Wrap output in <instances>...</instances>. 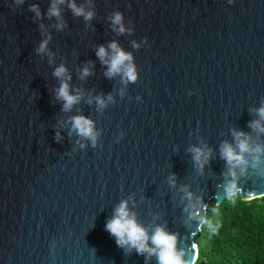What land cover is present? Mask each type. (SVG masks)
Listing matches in <instances>:
<instances>
[{
	"label": "water",
	"instance_id": "obj_1",
	"mask_svg": "<svg viewBox=\"0 0 264 264\" xmlns=\"http://www.w3.org/2000/svg\"><path fill=\"white\" fill-rule=\"evenodd\" d=\"M113 42L132 54L134 83L106 75L97 51ZM61 66L80 97L69 111ZM261 108L264 0H0V264H160L157 229L195 264L213 200L264 199ZM78 116L95 146L73 130ZM124 201L154 251L106 231Z\"/></svg>",
	"mask_w": 264,
	"mask_h": 264
},
{
	"label": "clouds",
	"instance_id": "obj_2",
	"mask_svg": "<svg viewBox=\"0 0 264 264\" xmlns=\"http://www.w3.org/2000/svg\"><path fill=\"white\" fill-rule=\"evenodd\" d=\"M23 2V0H19ZM64 0H59V3H63ZM72 8L75 15L80 16L84 15L86 19L90 20L93 17V13L87 12L83 8L76 7L75 3L69 5ZM32 11L36 12L39 15L38 5L32 6ZM50 15L60 17V10L57 5L54 3L50 9ZM123 17L120 13H116L113 17V24L119 26V31L123 33L125 28L122 23ZM48 40H45L41 43L38 53H44L47 49ZM111 48V54L108 50L101 46L97 51V56L101 59L102 62L107 64L108 72L107 76L110 78L122 74L126 81L135 82L137 80L136 68L131 61L133 60L131 53H126L121 49L117 43L113 42L109 45ZM138 47V46H137ZM67 72V69L64 66H61L56 69L54 75L61 79L62 83L60 88L57 91V99L64 101L65 111L71 110L72 106L75 103L79 102L80 97L73 96L70 94L69 84L64 82V77ZM91 73L87 68L83 70V76H88ZM71 77H68L70 80ZM98 103L101 107L104 106L105 102L103 99L97 98ZM111 99V97H109ZM258 114L261 117H264V108L258 110ZM72 127L74 131H77L78 134L86 139H90L95 146L97 134L94 131L93 122L85 117L78 116L72 118ZM240 135H243L242 133ZM83 147V145H82ZM241 151L246 150V145L240 143ZM192 151L195 153V160L197 162L201 161V158L205 155L204 152L199 148H193ZM224 157L231 163L233 159L237 161L240 160L239 157L234 156L231 146L226 145L223 149ZM106 231H108L113 237L116 238V243L119 247L124 248L128 245H131L132 248H135L139 253L143 254L145 251H154L146 248V242L148 236L144 228H142L136 220L131 216L128 210L127 201L121 202V204L116 208L115 214L112 219H110L106 224ZM152 243L160 249L159 258L160 264H182L181 258L177 255L175 250L176 237L169 235L164 232L163 229H157L154 236L151 237Z\"/></svg>",
	"mask_w": 264,
	"mask_h": 264
},
{
	"label": "trees",
	"instance_id": "obj_3",
	"mask_svg": "<svg viewBox=\"0 0 264 264\" xmlns=\"http://www.w3.org/2000/svg\"><path fill=\"white\" fill-rule=\"evenodd\" d=\"M194 241L195 264H264V199L246 202L238 194L221 205L213 200Z\"/></svg>",
	"mask_w": 264,
	"mask_h": 264
}]
</instances>
